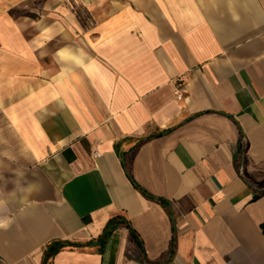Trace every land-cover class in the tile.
<instances>
[{
    "label": "crops",
    "instance_id": "obj_1",
    "mask_svg": "<svg viewBox=\"0 0 264 264\" xmlns=\"http://www.w3.org/2000/svg\"><path fill=\"white\" fill-rule=\"evenodd\" d=\"M0 225V264H264V0H0Z\"/></svg>",
    "mask_w": 264,
    "mask_h": 264
},
{
    "label": "trees",
    "instance_id": "obj_2",
    "mask_svg": "<svg viewBox=\"0 0 264 264\" xmlns=\"http://www.w3.org/2000/svg\"><path fill=\"white\" fill-rule=\"evenodd\" d=\"M151 198H154L151 194L148 195ZM158 200L160 202L164 201L163 199L158 198ZM113 223H115L114 219H111L105 230L103 231V233L101 234V236L99 237V241L101 240V243H104V241H106V239L109 236V233L114 229V225ZM130 226V225H129ZM131 229V233H132V237L133 239L141 246V248L143 249V243L138 235V233L132 229ZM92 244V242H88L86 244L80 243V242H74V241H69V240H53L50 243H48L44 249V253H43V264H50L53 257L64 247L67 246H84V245H90Z\"/></svg>",
    "mask_w": 264,
    "mask_h": 264
},
{
    "label": "built area",
    "instance_id": "obj_3",
    "mask_svg": "<svg viewBox=\"0 0 264 264\" xmlns=\"http://www.w3.org/2000/svg\"><path fill=\"white\" fill-rule=\"evenodd\" d=\"M176 95H177V97L178 98H181L182 96H183V94H184V91H183V89L181 88V87H179L177 90H176Z\"/></svg>",
    "mask_w": 264,
    "mask_h": 264
},
{
    "label": "clouds",
    "instance_id": "obj_4",
    "mask_svg": "<svg viewBox=\"0 0 264 264\" xmlns=\"http://www.w3.org/2000/svg\"><path fill=\"white\" fill-rule=\"evenodd\" d=\"M0 226H3V225H0Z\"/></svg>",
    "mask_w": 264,
    "mask_h": 264
}]
</instances>
